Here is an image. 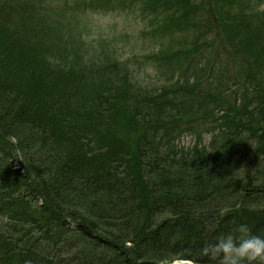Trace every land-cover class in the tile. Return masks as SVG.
<instances>
[{"label":"trees","instance_id":"16d2710c","mask_svg":"<svg viewBox=\"0 0 264 264\" xmlns=\"http://www.w3.org/2000/svg\"><path fill=\"white\" fill-rule=\"evenodd\" d=\"M245 34L234 40L248 75L224 88L223 71L206 93H187L186 78L91 96L82 81H93L73 75L94 67L28 70V56L0 46V264H210L200 248L239 224L264 237V31ZM196 101L216 117L207 143L190 127L198 137L184 147Z\"/></svg>","mask_w":264,"mask_h":264},{"label":"rangeland","instance_id":"374dc122","mask_svg":"<svg viewBox=\"0 0 264 264\" xmlns=\"http://www.w3.org/2000/svg\"><path fill=\"white\" fill-rule=\"evenodd\" d=\"M246 6L253 9L244 14L241 9ZM0 9V25L15 31L0 38L5 56H28V70L39 72L52 68L54 73L70 74L76 67H94L73 75L81 74L76 78L79 81L85 76L93 81H82L91 96L104 95L112 85L130 88V92L137 88L160 92L182 85L186 78L187 93L197 85L201 88L198 92H213L216 75L221 77L223 71H227L221 78L227 81L223 87H232L233 73L240 72L242 79L249 71L238 61L245 53L236 49L235 37L242 34L239 39L244 40L245 31L256 36L260 29L264 31V0H0ZM23 13L27 19L20 24ZM243 17L248 18L246 28L241 23ZM21 38H29L28 44L33 42L36 49ZM37 56L42 57V63ZM173 56L181 57L173 60ZM195 81L199 83L193 84ZM255 82L250 79L246 83L250 95L255 94L251 85ZM198 101L192 119L181 122L176 139L181 146L191 147L198 137L190 127L200 131L202 143L209 141L206 130L216 117L209 113L214 104L209 103L210 110L204 115L206 106Z\"/></svg>","mask_w":264,"mask_h":264},{"label":"clouds","instance_id":"9594fccd","mask_svg":"<svg viewBox=\"0 0 264 264\" xmlns=\"http://www.w3.org/2000/svg\"><path fill=\"white\" fill-rule=\"evenodd\" d=\"M198 258L210 264H264V237L253 234L248 225L239 224L231 232L204 243Z\"/></svg>","mask_w":264,"mask_h":264}]
</instances>
